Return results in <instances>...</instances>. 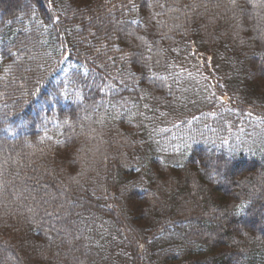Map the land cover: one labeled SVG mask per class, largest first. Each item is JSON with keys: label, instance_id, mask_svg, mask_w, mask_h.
I'll list each match as a JSON object with an SVG mask.
<instances>
[{"label": "trees", "instance_id": "obj_1", "mask_svg": "<svg viewBox=\"0 0 264 264\" xmlns=\"http://www.w3.org/2000/svg\"><path fill=\"white\" fill-rule=\"evenodd\" d=\"M0 264H264V0H0Z\"/></svg>", "mask_w": 264, "mask_h": 264}, {"label": "snow or ice", "instance_id": "obj_2", "mask_svg": "<svg viewBox=\"0 0 264 264\" xmlns=\"http://www.w3.org/2000/svg\"><path fill=\"white\" fill-rule=\"evenodd\" d=\"M11 69L9 68V69H6V71H10Z\"/></svg>", "mask_w": 264, "mask_h": 264}]
</instances>
